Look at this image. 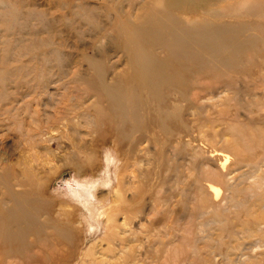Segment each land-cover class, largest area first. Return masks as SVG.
Listing matches in <instances>:
<instances>
[{
  "label": "bare ground",
  "instance_id": "obj_1",
  "mask_svg": "<svg viewBox=\"0 0 264 264\" xmlns=\"http://www.w3.org/2000/svg\"><path fill=\"white\" fill-rule=\"evenodd\" d=\"M122 1L116 0L113 6L108 7L109 24L100 28L99 39L104 40L108 46H92L94 55L86 56L91 61L83 73L80 72L82 65L76 71L62 72L66 76L72 72L70 79L85 82L86 91L96 93L94 108L97 117L107 122L113 137V147L105 152L108 174L105 175L107 180L104 179L112 197L108 194L97 198L94 194L97 182L81 180L80 175L79 178L75 176L77 186L70 187L66 193L68 200L80 204L86 215L87 224L84 218L79 224H85L86 229L88 225L91 238L100 232V235L103 234L102 241L119 245L120 251L129 249L133 246H130V242L136 241L138 244L129 252L127 263L240 264L242 257L248 255V264H264V191L258 195L257 205L261 212L255 220L218 221L216 216L219 208L224 212L232 208L235 187L257 176L261 163H264V130L251 128L248 132L252 137L249 143L248 137H244L250 147L261 149L263 154L261 162L245 171L242 159L238 158L243 156L246 149H240L238 144L232 147L234 142L226 139L224 132H208L205 129V125L212 119V115L208 114L209 105L215 106L219 100L223 104V94L229 89L237 91L238 104L246 114L257 110L259 117H248L249 123L244 124L239 120L238 113L230 115L222 112L220 119L225 117L222 119L227 124L233 122L234 125L244 126L264 123V103L258 105L255 102V107L248 100L252 88L258 84L264 85V38L261 40L244 18L258 15L264 17V6L258 1H244L220 9L217 7L220 0H125L128 2L126 6ZM136 1H140L139 6L132 8L130 5ZM148 2L164 3L166 8H154ZM147 6L149 11L140 21L123 19L124 15H129L128 9L142 11ZM7 7L4 4L2 8ZM65 7L69 12L75 11V15L80 14L82 9L81 4L72 0H68ZM168 7L174 9L173 12ZM2 8L1 20L7 13ZM88 11L83 15L82 25H90L95 19L93 17L97 8L91 7ZM15 12L9 14L11 24L8 23V27L19 29L22 34L30 26L31 13ZM33 32L36 31L33 29ZM22 41H19L21 46L14 49L11 38L0 40L1 115L12 112L15 107L11 106L20 103L15 98L1 105L7 95V80L12 82L16 75H34L38 85L34 93L48 92L49 88L51 90L59 82L53 76L42 77L52 57L60 58L61 48L51 47V43H45L47 47L42 48L37 36L24 45ZM40 48L42 50L39 53ZM252 50L257 51L256 56L261 59L253 56L245 62L244 56ZM25 55H30L32 61L40 63L36 67L23 63L21 59ZM9 63L14 65L8 67ZM122 63L125 67L118 70ZM227 71L236 73L225 74ZM110 75L113 77L110 78ZM242 134H245V129ZM93 140L96 145H105L109 141L103 134H96ZM152 145L156 148L154 152L151 151ZM201 146L211 148L208 157L212 160L221 159L217 168H213L211 161L205 157L198 159ZM120 150L126 153L121 158ZM86 153L87 160L91 161L93 155ZM140 153L144 157L151 156L153 159H148L150 163L152 160L157 161V167L165 166L174 176V182L170 183L173 195L157 197L153 199L154 203H168L180 196L175 206L188 201L193 203V208L187 215L191 221H179L182 216H176L177 221H148V226L141 228L144 237L135 235L133 231L130 234L132 239H128L120 237L116 231L119 228L117 218L123 213L127 221L130 213H133L128 211L141 202L135 193L131 197L125 196L138 182L136 172L140 171L137 167ZM230 154L237 158L233 163ZM187 157H191L188 168L182 162L187 161ZM171 160L175 163L170 164ZM110 167L114 168L115 188L114 180L110 179ZM186 170L190 171V175H185ZM164 180L161 181V188L168 184ZM219 185H223L228 193H222ZM14 195L18 197L15 207L4 214V218L0 214V241H4L1 249L5 247V257L23 254L25 250L27 252L31 245L27 238L33 233L37 236L34 244L43 247L50 245V235L57 236L59 242L69 245L73 243L74 233L70 224L60 223L50 227L49 221H41L36 216L38 208L34 206L32 198L21 192ZM174 213L176 215L175 208L172 209ZM235 240L238 243L234 248L239 249V252L235 253L234 258V252L229 248ZM6 243H16L18 249L7 247ZM91 243L84 251L80 264H96L90 257L93 255ZM258 248L261 250L257 251ZM251 256L254 260H250ZM258 256L263 258L258 259Z\"/></svg>",
  "mask_w": 264,
  "mask_h": 264
},
{
  "label": "rangeland",
  "instance_id": "obj_2",
  "mask_svg": "<svg viewBox=\"0 0 264 264\" xmlns=\"http://www.w3.org/2000/svg\"><path fill=\"white\" fill-rule=\"evenodd\" d=\"M72 1L81 4L80 14L77 13L75 15V11L69 12L66 9L65 3L68 0H0V9L4 4L8 6L5 9L2 8L8 14L6 13L2 20L0 17V40L11 38L15 49L21 46L19 43L21 39H23L22 45H24L37 36V40L42 43V48L47 47L45 43H49V45L51 43V47L61 48L62 51L60 58L52 57L51 62L44 69L46 71H44L42 78L48 75L46 77L53 76L54 80H59L57 84L53 85L51 90L49 88L48 92H33L38 87L34 75H16V77H13L12 82L7 80V95L4 97V101H1V105L5 104V102L8 104L15 98L20 100V103H14L11 106L12 108L15 107L12 112L0 114V214L4 218V214H7L15 207L14 204L18 197L17 195L12 196L13 193H25V195L34 200V206L38 208L36 216L41 221H49L50 227L55 224L68 223L73 227L74 233L71 245L59 242L56 239L57 236L50 235L48 238L50 239V245L46 244L44 247L34 244L37 241V236L34 233L30 234L27 238V242L29 241L31 244L28 251L26 252L25 250L23 254H14L12 257H5V247L1 249V245L4 242L2 240L0 241V264H80L84 257V251L91 242H93V245L91 243L90 250L93 249L91 250L93 255H90V257L96 264H132L130 262L127 263L126 258L129 252L132 251V247L138 244L136 241H131L130 246L133 245L132 247L125 251H120L119 245L102 241L103 234L100 235V232L94 238H91L92 234L89 233L88 225L86 229L84 227L85 224H79L83 218L84 220L86 218L82 206L75 201L68 200L66 196L70 187L77 186L75 184V176L79 178V175L82 176L81 180L87 181L91 179L97 182V188L94 191L97 198L108 196L109 187L105 183V180H107L105 175L108 174L105 152L113 147V137L106 125L107 122L97 117L94 108V103L97 100L96 93L86 91L87 85L85 82H80L78 79H70V76L73 75L72 72L68 76L62 74V72L76 71L78 66L82 65L80 72L83 73L91 61V58L86 56L94 55L92 46H108L104 40L99 39V32L100 28L109 24L110 10L108 7L113 6L116 0ZM244 1L251 3L258 1L264 6V0H220L217 3V7L220 9L229 8L232 4L237 5ZM122 2L123 5H128L125 0ZM148 3L150 4V2ZM139 4L140 1H136L130 6L132 8L133 6L138 7ZM155 4L152 3L150 5L162 10L166 8L164 3ZM91 7L97 8V12L93 17L95 19H92L93 21L90 25H82L83 15L88 13ZM147 7L142 11H137V9L131 11L128 9L130 11L129 15L128 17L124 15L123 19L140 21L149 11V7ZM168 8L173 12L174 9ZM64 10L67 11L65 12ZM15 11L31 13L30 26L22 34H20L19 29H9L8 27V23L11 24V16L9 14L16 13ZM131 14H133L132 17H130ZM244 18L250 23L253 32L263 40L264 17L258 15L245 16ZM95 23L97 24L96 26ZM97 26H99V29L96 30ZM33 29L36 32H33ZM15 39L18 40L15 41ZM42 48H40L39 53ZM257 53L255 50L247 53L246 57L244 56L245 62L253 56L260 60L261 58L258 55L256 56ZM32 59L33 57L31 58L30 55H25L21 60H23V63H30L32 67H36L40 62L32 61ZM9 65L13 66L14 63H9L8 67ZM124 67L125 65L122 63V65H119L118 70H122ZM231 73L236 72L227 71L225 74ZM109 77L113 76L110 75ZM258 85L256 88H252L248 99L253 105L255 102L258 105L264 103V85ZM236 92L229 89L223 94V104L219 100V104L215 106L209 105L208 114L212 115V119L205 125V129L208 132L213 130L224 132L226 139H230L231 143L234 142L232 147L238 144L240 149H246L242 154L243 156L239 157L238 160L242 159L244 170L248 171L250 167L256 166L258 162H261L263 155L261 149L248 145L252 139L251 133L248 132H250L251 128L257 131L264 130L262 129L264 128V123L244 126L240 124L234 125L233 122L227 124L223 120L225 117L220 119L222 112L230 113V115L238 113L240 115L239 120L244 122V124L249 123L248 117L258 119L259 113L257 110L246 114L245 110L240 108ZM22 95L26 97L23 98ZM226 96L230 97L227 98ZM243 129H245L244 135L242 134ZM96 134L107 136L109 139L108 143L96 145L93 140ZM245 136L249 139L248 143L244 138ZM155 150V146L152 145L151 151L154 152ZM209 150H211L209 146L199 147V155L201 157L199 156L198 159L205 157L211 161L213 168H217L221 159L212 160V158L208 157L210 155ZM86 152H90L93 155L94 158L91 161L87 160L88 154ZM119 154L121 158L126 153L120 150ZM230 155L232 163L237 160L233 154ZM138 157L140 161L137 167L141 171L136 172L138 182L135 188H132V191L125 193V196L131 197L135 193L141 202L128 211V213H133H130L131 215L127 221L125 220V214L122 213L118 216L117 225L119 228L116 231L119 236L132 239L130 234L134 231L136 232L135 235L144 237V234L141 233V228L148 226V221H177L176 216H182L179 221H191L187 215L193 208V203L187 201V203L184 202L175 206V201L180 198L175 192L174 195L177 197L171 202L154 203L153 201L157 197L173 195L170 192L172 191L170 190V183L174 182L172 171L166 170L165 166L157 167L158 164L155 160H152L151 164L148 160L151 156L145 155L144 157L140 153ZM189 158L191 159V157ZM189 158L187 161L182 160L186 164V168L189 167ZM169 163L174 164L175 161L171 160ZM261 166V168L259 166L260 170L257 176L235 187L232 208L228 212H224L220 208L217 210L218 221L255 220L256 216L261 212L257 205L258 195L264 191V163H261ZM113 169V167H110L109 171H111L110 179L115 182L113 185V188H115L116 177L115 173L112 172ZM192 172L196 173L195 171ZM141 173L143 175H140ZM184 173L187 176L190 175L188 170L184 171ZM101 178L103 179L102 182ZM164 178V181L168 184L161 188V181ZM218 187L222 193H228L223 185ZM64 192L65 195H63ZM174 208L176 215L175 213L172 214V209ZM246 213L248 214L245 215ZM86 222L88 221L85 220ZM126 222H128V225L125 226ZM94 243L97 244L95 245ZM237 243L238 241L235 240L229 248L234 252V255H232L234 258L235 253L239 252V249L234 248L237 247ZM6 245L7 247L18 249V244L16 243H6ZM259 250L261 248L257 249V251ZM252 258L253 256L250 257V260ZM257 258L261 259L263 256H258ZM29 259H31V262H28ZM247 260L248 255L242 257L240 264H248Z\"/></svg>",
  "mask_w": 264,
  "mask_h": 264
}]
</instances>
